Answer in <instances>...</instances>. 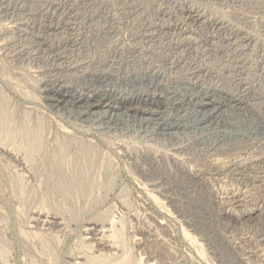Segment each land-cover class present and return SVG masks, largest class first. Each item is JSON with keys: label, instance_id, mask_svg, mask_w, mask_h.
<instances>
[{"label": "rangeland", "instance_id": "374dc122", "mask_svg": "<svg viewBox=\"0 0 264 264\" xmlns=\"http://www.w3.org/2000/svg\"><path fill=\"white\" fill-rule=\"evenodd\" d=\"M263 198L264 0H0V264H264Z\"/></svg>", "mask_w": 264, "mask_h": 264}, {"label": "bare ground", "instance_id": "6f19581e", "mask_svg": "<svg viewBox=\"0 0 264 264\" xmlns=\"http://www.w3.org/2000/svg\"><path fill=\"white\" fill-rule=\"evenodd\" d=\"M57 7V6H56ZM70 11V10H69ZM66 13V12H65ZM64 13V14H65ZM70 13V12H69ZM11 14V13H10ZM50 14V13H49ZM61 14V13H60ZM60 14L58 15V16H60ZM63 15V14H62ZM61 15V16H62ZM53 16L54 15H52V18H53ZM70 16H72V14H70ZM76 16V15H75ZM51 17V16H50ZM49 17V18H50ZM67 17V16H66ZM57 18V17H56ZM55 18V16H54V18H53V20L54 19H56ZM72 18V17H71ZM74 18V17H73ZM108 18V17H107ZM162 18V17H161ZM189 18V17H188ZM191 18L194 20V21H196V22H198V21H200L203 17H201L200 15H195V13H194V15H192L191 16ZM59 19H60V17H59ZM63 19V18H62ZM65 19V18H64ZM85 19V18H84ZM95 19V18H94ZM50 20V19H49ZM52 20V19H51ZM58 20V19H57ZM56 20V21H57ZM75 20V19H74ZM78 20V19H77ZM98 20V19H97ZM67 21H69V20H67ZM113 21V20H112ZM133 21V20H132ZM193 21V22H194ZM202 21H203V19H202ZM55 22V21H54ZM66 22V21H65ZM70 22V21H69ZM73 22V21H72ZM79 22H81V21H79ZM92 22V21H91ZM53 23V22H52ZM60 23V22H59ZM58 23V24H59ZM74 23H75V21H74ZM78 23V22H77ZM57 24V23H56ZM55 24V25H56ZM57 24V25H58ZM62 24V23H61ZM60 24V25H61ZM68 24V23H67ZM215 24V23H214ZM219 24V23H218ZM2 25V24H1ZM27 25V24H26ZM40 25V24H39ZM42 25V24H41ZM47 25H49V23H47ZM64 25V24H63ZM79 25V24H78ZM108 25V24H107ZM50 26V25H49ZM66 26V25H65ZM72 26V25H71ZM70 25H69V27L67 28L68 29V34L69 35H73L74 36V32L76 31L75 30V25H74V27H71ZM87 25H85V27H86ZM114 26V25H113ZM133 26V25H132ZM215 26V25H214ZM220 26V25H219ZM18 27V26H17ZM27 27H29V26H27ZM31 27V26H30ZM63 27V26H62ZM67 27V26H66ZM84 27V26H83ZM99 27V26H98ZM105 27V26H104ZM103 27V28H104ZM110 27V26H109ZM185 27V26H184ZM217 27V26H216ZM222 27V26H221ZM34 28V27H33ZM40 28V27H39ZM50 28V27H49ZM80 28V27H79ZM89 28V27H88ZM146 28V27H145ZM31 29V28H30ZM35 29V28H34ZM62 29V28H61ZM90 29V28H89ZM117 29V28H116ZM140 29V28H139ZM157 29V28H156ZM183 29V28H182ZM217 29V28H216ZM221 29V28H220ZM51 30V29H50ZM49 30V32L51 33V31ZM58 30V29H57ZM64 30H65V28H64ZM82 30V29H81ZM80 30V31H81ZM113 30V29H112ZM111 30V31H112ZM114 30H115V28H114ZM67 31V30H66ZM77 31H78V29H77ZM83 31V30H82ZM90 31V30H89ZM100 31V30H99ZM133 31V30H132ZM219 31V30H218ZM48 32V33H49ZM64 32V31H63ZM63 32H62V35H63ZM79 32V31H78ZM91 32V31H90ZM49 33V35H51ZM67 33V32H66ZM77 33V32H76ZM80 33V32H79ZM81 34V33H80ZM80 34L78 35H76V37H77V39L79 38V36H80ZM86 34V33H85ZM104 34H105V32H104ZM140 34V33H139ZM138 34V35H139ZM151 34H152V32H151ZM48 35V36H49ZM62 35H61V37H62ZM83 35V34H82ZM191 35V34H190ZM47 35H44V37H46ZM65 36V35H64ZM149 36H151V35H149ZM14 37V36H13ZM50 37V36H49ZM48 37V38H49ZM56 37V36H55ZM58 37V36H57ZM60 37V36H59ZM67 37V36H66ZM111 37V36H110ZM51 38V37H50ZM70 38V37H69ZM61 39V38H60ZM68 39V38H67ZM74 39V38H73ZM76 39V38H75ZM180 39V38H179ZM53 40H54V38H53ZM238 40V39H237ZM36 41H38V40H36ZM45 41V44L47 43L46 41L47 40H44ZM55 41V40H54ZM78 41V40H77ZM111 41V40H110ZM213 41V40H212ZM40 42V41H39ZM42 42V41H41ZM40 42V43H41ZM49 42V41H48ZM57 42V41H56ZM60 42H61V40H60ZM59 42V43H60ZM62 42H64V41H62ZM37 43V42H36ZM40 43H39V45H40ZM68 43V42H67ZM74 43V42H73ZM75 43H77L76 41H75ZM74 43V44H75ZM104 43V42H103ZM43 44H44V42H43ZM54 44V43H53ZM63 44V43H62ZM71 45H72V43H70ZM36 45V44H35ZM34 45V46H35ZM61 45V44H60ZM48 46H50V45H48ZM51 46H53V45H51ZM50 46V47H51ZM224 46V45H223ZM47 47V46H46ZM46 47H45V49H46ZM60 47V46H59ZM64 47H66V46H64ZM69 47V46H68ZM72 47V46H71ZM76 47V46H75ZM78 47V46H77ZM41 48V47H40ZM55 48V47H54ZM54 48H52V49H54ZM119 48V47H118ZM118 48H117V51H118ZM124 48V47H123ZM49 49V48H48ZM51 49V50H52ZM66 49V48H65ZM65 49H63V50H65ZM68 49V48H67ZM34 50V49H33ZM79 50V49H78ZM31 51V50H30ZM43 51V50H42ZM48 51V50H47ZM62 51V50H61ZM74 51V50H73ZM123 51V50H122ZM49 52V51H48ZM56 52V51H55ZM59 52V51H58ZM57 52V53H58ZM65 52V51H64ZM67 52V51H66ZM69 52H70V49H69ZM68 52V53H69ZM82 52V51H81ZM109 52V51H108ZM111 52V51H110ZM214 52V51H213ZM234 52V51H233ZM53 53V52H52ZM60 53V52H59ZM67 53V54H68ZM73 53V52H72ZM112 53H115V52H112ZM123 53V52H122ZM13 54V53H12ZM51 54V53H50ZM54 54V53H53ZM80 54V53H79ZM95 54V53H94ZM109 54V53H108ZM111 54V53H110ZM41 55V54H40ZM43 55V54H42ZM47 55V54H46ZM45 55V56H46ZM58 56V59H59V56H60V54H57ZM61 55H63V52L61 53ZM115 55V54H114ZM120 55V54H119ZM207 55V54H206ZM39 56V55H38ZM56 56V55H55ZM77 56V55H76ZM82 56V55H81ZM40 57V56H39ZM71 57V56H70ZM103 57H104V55H103ZM102 57V58H103ZM111 57V56H110ZM52 58V57H51ZM60 58H63L62 56L60 57ZM69 58V57H68ZM74 58V57H73ZM118 58V57H117ZM132 58V57H131ZM189 58V57H188ZM47 60H48V58H46ZM81 59V58H80ZM83 59V58H82ZM82 59L81 60H79V62H81L82 61ZM51 60V59H50ZM63 60H65V59H63ZM73 60V59H72ZM78 60V59H77ZM92 61L94 60V59H91ZM103 60H105V59H103ZM111 60V59H110ZM109 60V61H110ZM120 60V59H119ZM140 60V59H139ZM66 61H67V59H66ZM92 61H91V63H92ZM97 61H99V60H97ZM102 61V60H101ZM106 61V60H105ZM104 61V63H106ZM114 61V60H113ZM125 61V60H124ZM226 61V60H225ZM231 61V60H230ZM29 62V61H28ZM56 62H58L57 60H56ZM122 62V61H121ZM22 63V62H21ZM52 63V62H51ZM61 63V62H60ZM65 63V62H64ZM70 63V62H69ZM72 63V62H71ZM102 63V62H101ZM100 63V64H101ZM111 63V62H110ZM53 64V63H52ZM62 64H63V62H62ZM95 64V63H94ZM94 64H93V66H94ZM118 64V63H117ZM120 64H122V63H120ZM194 64V63H193ZM54 65V64H53ZM64 65V64H63ZM72 65H73V63H72ZM79 65V64H78ZM82 65V64H81ZM89 65V64H88ZM99 65V64H98ZM97 65V66H98ZM123 65V64H122ZM135 65V64H134ZM85 66V65H84ZM92 65L90 66V67H93ZM112 66V65H111ZM120 66V65H119ZM118 65H117V67H119ZM195 66V65H194ZM208 66V65H207ZM39 67V66H38ZM52 67H54V66H52ZM55 67H57V66H55ZM60 67V66H59ZM63 67V66H62ZM65 67V66H64ZM70 67V66H69ZM74 67V66H73ZM76 67H77V65H76ZM89 67V68H90ZM103 67V66H102ZM113 67H114V65H113ZM223 67V66H222ZM66 68H67V66H66ZM75 68V67H74ZM95 68V67H94ZM99 68V67H98ZM98 68H96V70L98 69ZM107 68H109V67H107ZM106 68V69H107ZM111 68V67H110ZM109 68V69H110ZM115 68V67H114ZM116 69V68H115ZM122 69V68H121ZM149 69V68H148ZM79 70V69H78ZM77 70V71H78ZM85 70V69H84ZM92 70V69H91ZM95 70V71H96ZM101 70V69H100ZM99 70V71H100ZM103 70V69H102ZM102 70H101V72L99 73V74H93L95 77H97V78H102V77H108V71L106 70V72L104 71V72H102ZM111 70V69H110ZM123 70V69H122ZM121 70V71H122ZM190 70V69H189ZM52 71V70H51ZM86 71V70H85ZM98 71V72H99ZM112 71V70H111ZM116 71H117V69H116ZM116 71H115V75H116ZM120 71V73H122ZM242 71V70H241ZM53 72V71H52ZM55 72H56V70H55ZM63 72V71H62ZM64 72H65V70H64ZM73 72V71H72ZM79 72V71H78ZM83 72V71H82ZM46 73V72H45ZM51 73V72H50ZM68 73H71V72H68ZM95 73H97V72H95ZM200 73V72H199ZM53 75L55 74L54 72L52 73ZM51 74V75H52ZM56 74H60V72H57ZM63 74V73H62ZM83 74V73H82ZM92 74V73H91ZM111 74H113V72L111 73ZM119 74V73H118ZM125 74H127V73H125ZM125 74H124V76H125ZM67 75V74H66ZM72 75H74V74H72ZM81 75V74H80ZM92 75V76H93ZM121 75V74H120ZM56 76V75H55ZM78 75H76V77H77ZM92 76H88V77H92ZM61 77H63V76H61ZM67 77V76H66ZM70 77V76H69ZM76 77H75V79H76ZM121 77V76H120ZM158 77V76H157ZM197 77V76H196ZM53 78V77H52ZM51 78V79H52ZM71 78V77H70ZM73 78V77H72ZM85 78V77H84ZM93 78V77H92ZM114 78V77H113ZM116 78H117V76H116ZM122 78H123V76H122ZM121 78V79H122ZM127 78V77H126ZM96 79V78H95ZM112 79V78H111ZM110 79V80H111ZM118 79H120L119 78V76H118ZM130 79H132V78H129L128 80H130ZM49 80V79H48ZM56 80H57V78H56ZM60 80H61V78H60ZM79 80V79H78ZM81 80H82V78H81ZM105 80V79H104ZM146 80V79H145ZM65 81V80H64ZM71 81V80H70ZM85 81V80H84ZM89 81V80H88ZM107 81V80H106ZM109 81V80H108ZM119 81V80H118ZM179 81V80H178ZM49 82V81H48ZM47 82V83H48ZM57 82V81H56ZM55 82V83H56ZM66 82V81H65ZM76 82V81H75ZM79 82V81H78ZM82 82H83V80H82ZM81 82V83H82ZM99 82V81H98ZM103 82V81H102ZM109 82H112V81H109ZM126 82V81H125ZM131 82H132V80H131ZM245 82V81H244ZM113 83V82H112ZM121 83V82H120ZM127 83V82H126ZM125 83V84H126ZM228 83V82H227ZM46 84V83H45ZM51 84V83H50ZM57 84V83H56ZM115 84V83H114ZM119 84V83H118ZM124 84V83H123ZM123 84H121V85H123ZM47 85V84H46ZM52 85V84H51ZM61 85V84H60ZM83 85V84H82ZM98 85V84H97ZM100 85V84H99ZM109 85H110V83L109 84H106V86L107 87H109ZM112 85V84H111ZM45 86V85H44ZM85 86H86V84H85ZM96 86V85H95ZM104 86H105V84H104ZM65 87V86H64ZM68 87V86H67ZM91 87V86H90ZM93 87V86H92ZM105 88V89H103L102 88V90L103 91H98V92H96V91H94L92 88V90H90L91 92H89V94L88 95H84V94H69L68 92H66V90H63V89H61V88H57V89H54L55 90V93H56V98L54 99V98H50V100L51 101H55L56 103H53V105L54 106H63V107H66V106H70V107H75L76 109H78V111H82L83 113L85 112V113H88L89 111H91V110H94V109H96V108H99V107H103L105 110L104 111H95V115H96V113H100V114H111L110 116L111 117H114V116H119V115H122V116H124L125 115V112H129V111H132V110H135V108H136V106H135V102H136V100H140L141 98H142V100H145L144 98H143V96L142 95H136V97L137 96H139V97H137V98H135V96L134 95H132L130 98H126V96L124 95V93H121V94H119V91H118V94H116V93H114V92H112L111 90H113V89H110V88ZM114 87V86H113ZM120 87V86H119ZM124 87V86H123ZM78 88V87H77ZM88 88V87H87ZM179 88V87H178ZM233 88V87H232ZM46 89V88H45ZM101 89V88H100ZM228 89V88H227ZM53 90V89H52ZM89 91V90H88ZM121 91V90H120ZM137 91V90H136ZM74 92V91H73ZM187 93V92H186ZM203 93V92H202ZM234 93V92H233ZM133 94V93H132ZM137 94V93H136ZM245 94V93H244ZM147 95V94H146ZM154 96V95H153ZM213 96V95H212ZM50 97V96H49ZM52 97V96H51ZM151 97V96H150ZM158 97V96H157ZM163 97V96H162ZM165 97V96H164ZM222 97V96H221ZM146 98V97H145ZM204 98V97H203ZM212 98V97H211ZM229 98V97H228ZM119 100V104H121L122 106H113L112 104H113V102H115L116 100ZM157 99L158 98H155V97H153V98H151V102H153V103H156V101H157ZM208 99V98H207ZM225 99V98H224ZM190 100V99H189ZM221 100V99H220ZM171 101V100H170ZM229 102V103H236L235 105H237L238 106V104H240V103H242L241 102V99H239V98H236V97H233V98H230V99H228V100H223V103H226V102ZM161 102V101H160ZM202 102H204L203 100H202ZM52 103V102H51ZM137 103V102H136ZM228 103V106L230 105ZM233 103H232V105H233ZM164 104H166V103H164ZM196 104V103H195ZM217 104H218V102L217 101H215V100H211V99H208V101L207 102H204V103H202L201 104V106L200 107H204V108H208V107H211V106H213V107H211V108H215L216 109V107H217ZM220 104V103H219ZM149 105V104H148ZM227 105V104H226ZM190 106V105H189ZM231 106V105H230ZM234 106V105H233ZM242 106V105H241ZM220 107V106H219ZM118 108H120L119 110H118ZM142 108V107H141ZM140 108V109H141ZM60 109V108H59ZM121 109H123L124 111H123V113H121ZM137 109V108H136ZM155 109V108H154ZM219 109V108H218ZM217 110V109H216ZM222 110V109H221ZM137 111V110H136ZM143 112H146V114H152L153 116L157 113L156 111L157 110H152V109H143L142 110ZM223 111V110H222ZM82 112H81V114H82ZM118 112H120V113H118ZM165 112V111H164ZM90 113V112H89ZM94 113V112H93ZM92 113V114H93ZM136 113V112H135ZM198 113V112H197ZM91 114V113H90ZM99 114V115H100ZM160 114V113H159ZM222 114V113H221ZM87 115H89V114H87ZM143 115V114H142ZM130 116V115H129ZM121 117V116H120ZM125 117V116H124ZM147 117V116H146ZM151 117V116H150ZM150 117H148V118H150ZM155 117H157V116H155ZM162 117V116H161ZM97 118V117H96ZM100 119V118H99ZM112 119V118H111ZM162 119V118H161ZM102 120V119H101ZM151 120V119H150ZM179 120V119H178ZM144 121V120H143ZM101 122V121H100ZM110 122V121H109ZM142 122V121H141ZM150 122H152V120L150 121ZM163 122H164V120H163ZM116 123V122H115ZM147 123V122H146ZM121 124V123H120ZM167 124V123H166ZM78 126V125H77ZM160 126H161V123H160ZM167 126H168V124H167ZM5 127V126H4ZM112 127V126H111ZM164 127V126H163ZM169 128H171V127H169ZM168 129V128H167ZM116 130V129H115ZM204 130V129H203ZM127 131V130H126ZM146 131V130H145ZM67 133V132H66ZM36 134V133H35ZM132 135H133V133H132ZM183 135V134H182ZM33 136V135H32ZM36 137H37V135H36ZM35 137V138H36ZM252 138V137H251ZM254 140V139H253ZM110 141V140H109ZM30 142V141H29ZM31 142H33V140L31 141ZM34 143V142H33ZM255 143V142H254ZM32 143H30V145H31ZM110 144H112V143H110ZM5 145V144H4ZM34 145V144H33ZM5 147V146H4ZM33 147V146H32ZM122 148V147H121ZM119 151V150H118ZM239 151H240V149H239ZM241 152V151H240ZM17 163V162H16ZM28 164V163H27ZM208 166V165H207ZM32 167V166H31ZM236 167V166H235ZM262 168V167H261ZM185 170V169H184ZM31 172V171H30ZM223 177V176H222ZM261 180V179H260ZM239 192V191H238ZM249 195V194H248ZM239 197V196H238ZM237 198V196L235 195L234 196V199H236ZM264 199V198H263ZM44 218V220H43V222H44V224H48L49 223V225L50 224H55L56 223V217H54V216H52V215H50V214H43V213H39L38 214V218ZM32 219V218H31ZM47 226V225H46ZM45 226V227H46ZM56 226V225H55ZM52 228V227H51ZM264 240V239H263ZM106 243V242H105ZM92 244V243H91ZM264 251V250H263ZM108 255V254H107ZM122 260V259H121ZM119 263V262H118ZM123 263V262H122Z\"/></svg>", "mask_w": 264, "mask_h": 264}]
</instances>
